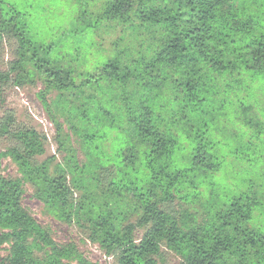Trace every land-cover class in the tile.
Returning a JSON list of instances; mask_svg holds the SVG:
<instances>
[{
	"label": "trees",
	"instance_id": "trees-1",
	"mask_svg": "<svg viewBox=\"0 0 264 264\" xmlns=\"http://www.w3.org/2000/svg\"><path fill=\"white\" fill-rule=\"evenodd\" d=\"M100 21L125 24L141 50L77 72L61 65L59 41L37 44L24 14L0 0V52L17 44L0 71V108L7 85L42 79L62 154L39 162L46 137L11 112L0 118L9 141L0 152V264H92L23 209L24 184L118 264H163L162 248L178 264H264V0H106L94 21L67 34L80 45ZM223 151L250 169L233 188L216 179ZM3 158L20 178L2 175ZM201 187L202 211L174 207L201 201Z\"/></svg>",
	"mask_w": 264,
	"mask_h": 264
},
{
	"label": "rangeland",
	"instance_id": "rangeland-1",
	"mask_svg": "<svg viewBox=\"0 0 264 264\" xmlns=\"http://www.w3.org/2000/svg\"><path fill=\"white\" fill-rule=\"evenodd\" d=\"M16 5L30 26V34L34 41L39 45H48L60 42L58 55L62 66L69 64L77 72L92 70L98 63L112 59L120 50L128 49L133 53L139 48V36L133 34L125 24L115 21H100L93 29L85 33L84 39L77 42L67 33L70 29L77 28L83 24L94 21L101 13L106 0H6ZM249 5V4H248ZM82 10L85 14H82ZM81 15H84L83 17ZM79 17L81 21L74 23ZM140 39L148 38L144 31H141ZM148 40V39H147ZM17 44L13 41H6L2 44L0 52V71H6L8 64L15 60V49ZM79 47V48H78ZM78 56L75 60L73 57ZM45 91V83L42 79L35 77L33 82L25 83L21 86L9 84L4 89V103L0 108V118L7 112L14 116L15 123L22 127L34 129L39 134L46 137L45 152L37 157L39 162L47 158L55 157L53 164L62 162V154L57 152L55 141V128L51 117V110H47L41 99L40 94ZM56 98V92L46 93V100L50 106ZM257 98L264 102V90L257 91ZM53 111V110H52ZM60 123L64 122L61 116H54ZM231 122L227 124L230 127ZM227 130V129H226ZM217 135L218 140H223L224 132ZM110 145V138L104 143ZM9 146V141L0 137V152H4ZM78 148V147H77ZM223 151L226 158L224 170L216 174V179L228 187L233 188L238 181L236 178L248 171L243 164L233 161L228 152ZM78 158H83L78 152ZM258 171V169H256ZM1 173L7 178H20V173L16 165L9 159H1ZM201 201L181 204L175 200V208L181 207L192 209V211H202V203L205 201L206 191L201 187ZM79 193H75V197ZM23 209L30 214L38 224L44 227L58 244L72 243L82 256L92 264H118L113 256L106 255L104 251L88 238L87 232L75 224H67L60 221L55 214L42 202L34 197L33 188L29 184L23 186V196L21 199ZM136 216L131 218L134 223ZM143 230H138L135 237H141ZM7 246L0 251V259L7 254ZM163 264H178L179 257L174 253L162 248ZM70 264H76L75 261Z\"/></svg>",
	"mask_w": 264,
	"mask_h": 264
}]
</instances>
